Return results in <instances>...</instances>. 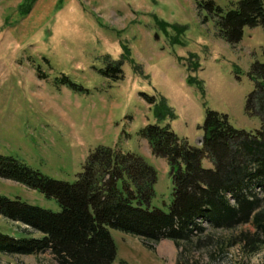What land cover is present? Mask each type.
<instances>
[{
  "label": "rangeland",
  "instance_id": "rangeland-1",
  "mask_svg": "<svg viewBox=\"0 0 264 264\" xmlns=\"http://www.w3.org/2000/svg\"><path fill=\"white\" fill-rule=\"evenodd\" d=\"M203 1L0 0V155L75 183L99 146L138 154L157 172L152 206L168 212L170 169L139 136L158 123L155 104L166 102L174 118L166 116L162 125L170 124L192 146L201 145L208 111L227 115L237 130L262 126L247 101L255 88L251 67L264 61V28L245 27L242 41L230 45L210 13L198 8ZM213 1L228 11L239 0ZM28 5L31 11L24 14ZM111 61H121L118 81L112 71L103 73ZM190 78L196 83L189 84ZM203 166L213 168L208 158ZM0 196L61 211L57 199L12 180L0 178ZM109 230L117 250L114 264H177L183 251L170 240L148 243ZM0 231L15 238L43 236L3 216ZM230 235L218 231L212 241ZM210 246L189 249L185 257L201 264H264V247L253 255L239 247L215 255ZM0 264L58 263L46 252L0 254Z\"/></svg>",
  "mask_w": 264,
  "mask_h": 264
},
{
  "label": "trees",
  "instance_id": "trees-1",
  "mask_svg": "<svg viewBox=\"0 0 264 264\" xmlns=\"http://www.w3.org/2000/svg\"><path fill=\"white\" fill-rule=\"evenodd\" d=\"M31 8L26 6L23 13ZM198 8L210 13L218 35L230 45L242 41L245 27L264 28V0H239L228 11L206 0ZM121 65V61H111L103 73L112 71L118 81ZM250 77L255 88L247 110L261 118V128L237 130L227 115L208 111L200 127L199 147L180 138L170 124L162 125L166 116L174 118L166 102L155 104L154 97L143 94L147 103L155 104L158 123L141 129L139 136L154 156L168 163L173 179L168 212L152 206L157 172L138 154L99 146L89 154L75 183L54 180L0 155V178L55 198L61 206L56 213L0 196V216L43 235L15 238L0 231V254L50 252L58 264H114L117 250L109 228L148 243L172 241L183 249L177 264H201L185 257L186 251L208 249L209 245L215 246V255L236 247L247 255L259 252L264 247V61L253 63ZM188 83L196 80L190 78ZM205 158L213 168L203 166ZM218 231L231 235L214 245Z\"/></svg>",
  "mask_w": 264,
  "mask_h": 264
},
{
  "label": "crops",
  "instance_id": "crops-1",
  "mask_svg": "<svg viewBox=\"0 0 264 264\" xmlns=\"http://www.w3.org/2000/svg\"><path fill=\"white\" fill-rule=\"evenodd\" d=\"M147 143V142H146ZM167 162V161H166ZM165 164V163H164ZM168 164V163H167Z\"/></svg>",
  "mask_w": 264,
  "mask_h": 264
}]
</instances>
